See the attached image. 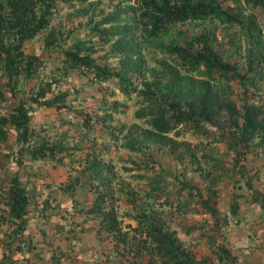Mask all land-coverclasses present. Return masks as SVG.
Wrapping results in <instances>:
<instances>
[{
    "label": "rangeland",
    "instance_id": "obj_1",
    "mask_svg": "<svg viewBox=\"0 0 264 264\" xmlns=\"http://www.w3.org/2000/svg\"><path fill=\"white\" fill-rule=\"evenodd\" d=\"M223 4L237 14L240 22L209 17L184 21L144 41L133 22L135 0L59 1L50 22L58 32L56 43L45 45L46 30L28 42L25 50L39 54L43 68L31 79L21 81L17 94L21 95L20 88L25 86L26 96L35 95L47 82L46 98L57 92L65 96L55 103L58 107L29 101L33 113L28 146L21 154L14 128L6 123L5 153L12 149L15 155H22L20 163H13L10 174L19 172L34 192L36 227L31 230H45L39 235L44 246L63 238L64 264H129L128 260L134 258L131 251L115 252L113 241L96 232L99 219L79 209L88 206L95 195L93 183L109 193L106 203L116 212L122 230L128 232L125 250L143 246V236L133 227L137 225L136 214L145 209L174 228L183 244L204 264L218 263L222 245L234 258L223 260V264H264V146L253 137L237 152L224 140L182 126L166 133L167 137L150 135L149 103L141 92L147 82L158 79V73L164 75L165 63L174 66L176 55L171 54L170 45L190 40L211 27L216 35L215 48L223 59L235 62L245 76H261L256 86L249 84L245 91L239 78L229 71L212 82V92L237 105L244 98L264 105V8L251 0H224ZM127 25L132 33L124 35ZM249 30L257 36L254 44ZM132 34L138 43L132 44L127 53L122 46L129 45ZM78 45L81 54L88 51L100 64L113 70L126 68L137 89L121 91L116 75L95 81L92 70L84 73L70 69L64 52ZM250 50L251 56H245ZM127 55L129 64L122 68L121 59ZM252 57L260 58L259 64L253 60L251 66ZM1 68L0 61V83L8 93ZM185 77L187 74H180L188 87L205 74L193 72L189 81ZM9 107L8 101L2 109L9 112ZM219 120L227 130L230 125L225 113ZM39 142L60 146L54 156L62 155V159L46 155L34 160L29 148ZM92 150L96 157L91 155ZM93 158L100 162L99 179L89 176ZM38 220L42 221L40 226L36 225ZM60 224L63 231L59 230L58 236L54 232ZM142 257L146 260L147 254Z\"/></svg>",
    "mask_w": 264,
    "mask_h": 264
},
{
    "label": "trees",
    "instance_id": "obj_2",
    "mask_svg": "<svg viewBox=\"0 0 264 264\" xmlns=\"http://www.w3.org/2000/svg\"><path fill=\"white\" fill-rule=\"evenodd\" d=\"M59 1L66 0H0V61L1 71L6 79L5 86L0 83V141L7 138V127L10 124L16 134L17 149L21 154L25 146H28L29 133L31 131V105L29 101L38 105L58 107L59 100H63L64 92H57L51 97H45V91L50 84L45 83V87L39 86L35 95L26 96V87L22 86V93L17 94L21 81H26L33 77V74L43 68V59L39 54L28 53L25 50L28 42L39 33L46 30L45 45L53 46L57 41V30L51 25V19L56 11ZM81 3L85 0H76ZM136 5L133 8L139 32L143 40H152L161 35L169 25L184 21H192L206 18H219L226 21H239L237 14L230 11V7L224 6V0H135ZM254 5H260L264 8V0H251ZM241 20V18H240ZM242 21V20H241ZM240 22V21H239ZM130 27V25H129ZM128 25L123 34H131ZM128 28V29H127ZM251 37L250 42L254 44L257 36L254 30L248 31ZM249 37V38H250ZM216 35L211 27H205L200 32L194 34L189 40L170 45L168 49L174 58V66H163V74L158 73L155 79L145 84L141 90L144 99L149 103L148 114L152 130L148 134L159 137H167L166 133L177 127L192 132H200L206 136H211L216 140H224L229 147L240 152V145L246 143L249 139L257 137L259 143L264 146V105L243 99L240 105L235 104L231 99H221L215 92H212V82L217 81V76L226 75L229 71L237 76L243 89L246 91L249 84L256 86L258 82L255 75L245 76L239 71L235 62H228L217 52L214 39ZM127 46H122L124 51L130 49L134 42V34L127 40ZM121 45V43H117ZM80 45H83L81 43ZM74 49H66L64 52V61L70 69H77L84 73L92 70V79L95 81L107 80L111 75L118 77V87L123 92H128L136 85L128 76L127 69L113 70L111 67L100 64L95 61L88 51L80 53L81 46ZM194 45H197L196 47ZM84 46V45H83ZM82 46V48H83ZM254 46V45H253ZM88 49L91 47H87ZM252 50L245 54L251 56ZM128 53V51H127ZM127 58L121 59L122 68L129 64ZM259 59L251 58L252 61ZM193 72L205 74L204 78L194 80L190 86L184 85L186 82L180 80V74H187V81L192 78ZM166 76V77H165ZM160 78V79H159ZM165 79V83H164ZM138 82V81H137ZM145 82V81H144ZM143 82V83H144ZM25 85V83H23ZM137 89V87H136ZM8 94V95H7ZM9 101L11 107L9 112L3 110ZM225 113L228 124L226 130L221 126L220 115ZM89 117H86L87 124ZM179 133V130H176ZM169 138V137H168ZM1 146L0 153L3 155L6 151ZM30 149V155L36 157L34 160L41 159L46 155L55 159H62L54 156L57 149H61L54 143H37ZM9 156L13 163H20L22 155L9 149ZM26 150L28 148L26 147ZM96 157L94 150L90 152ZM89 154V152H88ZM20 157V158H19ZM93 170L90 169L91 179H99L100 162L91 160ZM187 185V184H183ZM189 188H192L189 186ZM32 189L20 176L19 172H12L7 179L5 189L4 203L6 214L0 212V219L9 220L8 230H5V238L0 242V264H17L20 254L29 257L30 264H64L63 260V238H56L52 246H44L40 242V236L45 233L41 227L32 231L33 222V193ZM93 196L88 206H80L88 215L99 219L96 232L101 238H110L113 241V250L119 253L131 251L132 260L129 264H204V261L197 258L194 253L186 247L174 228L168 227L157 215L150 216V212L141 209L136 214L137 225L133 229L138 230L139 235L143 236V246L131 250L127 245V230H122L119 225L116 212L106 203V197L109 193L99 188L98 183H93ZM255 193V189H252ZM255 199L256 194L253 195ZM46 201V199H45ZM207 200H204L206 204ZM264 205V204H262ZM209 207L208 205H206ZM45 206H43L44 208ZM212 213L216 210L209 207ZM235 211V210H234ZM62 217V216H61ZM46 221V220H45ZM42 223L38 220L36 225ZM63 224L52 227L54 234H61ZM55 234V235H56ZM40 235V236H39ZM122 246H119V245ZM147 254L145 260L142 255ZM234 260L229 254L228 248L224 245L219 250V261L217 264H223V260ZM228 263V262H227ZM29 264V262H28Z\"/></svg>",
    "mask_w": 264,
    "mask_h": 264
},
{
    "label": "crops",
    "instance_id": "obj_3",
    "mask_svg": "<svg viewBox=\"0 0 264 264\" xmlns=\"http://www.w3.org/2000/svg\"><path fill=\"white\" fill-rule=\"evenodd\" d=\"M5 141H6L5 139L0 141L1 146H4ZM12 165H13V160L11 159V156H9V154H6V153L3 155L0 153V212H4L5 214H6V211H5L6 206L4 203V198H5L4 195H5V189L7 186V179L10 174ZM32 219L33 221H35L34 217ZM8 226H9V220L0 219V242L2 241V239L5 238L4 233H5V230H8ZM19 257L20 258L17 261V264H28V262L29 264L31 263V260L29 257L26 258L22 254H20Z\"/></svg>",
    "mask_w": 264,
    "mask_h": 264
}]
</instances>
